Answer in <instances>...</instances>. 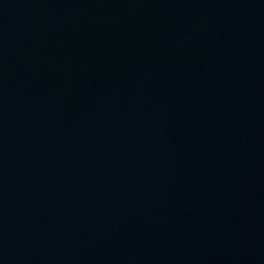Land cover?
I'll return each instance as SVG.
<instances>
[{
  "label": "water",
  "instance_id": "water-1",
  "mask_svg": "<svg viewBox=\"0 0 264 264\" xmlns=\"http://www.w3.org/2000/svg\"><path fill=\"white\" fill-rule=\"evenodd\" d=\"M0 264H264V0H0Z\"/></svg>",
  "mask_w": 264,
  "mask_h": 264
}]
</instances>
